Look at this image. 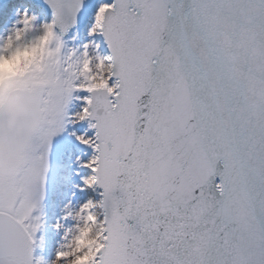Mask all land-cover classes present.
I'll return each mask as SVG.
<instances>
[{"label":"snow or ice","instance_id":"1","mask_svg":"<svg viewBox=\"0 0 264 264\" xmlns=\"http://www.w3.org/2000/svg\"><path fill=\"white\" fill-rule=\"evenodd\" d=\"M42 3L49 18L15 8L0 31L4 57L49 37L0 86V264H264V0H99L80 45L65 37L88 0ZM65 133L90 149L72 196L93 195L63 205L46 260ZM86 228L94 243L73 252Z\"/></svg>","mask_w":264,"mask_h":264},{"label":"rangeland","instance_id":"2","mask_svg":"<svg viewBox=\"0 0 264 264\" xmlns=\"http://www.w3.org/2000/svg\"><path fill=\"white\" fill-rule=\"evenodd\" d=\"M0 6V31L8 27L12 19H14L12 11L15 8H20L22 10L23 7L27 6L30 12L40 14V19H47L50 17L41 13V9H44L42 6L38 5L35 9L34 3L31 0H8L7 2L0 0ZM89 25L90 24L87 23V26H76L65 38L69 39L73 32H75L76 40L74 43L76 45L84 43L89 39L87 36V27ZM97 39L98 41L100 40V38ZM104 49L106 50L105 45L102 44L101 52L106 54ZM79 107L80 102L73 101L69 106V111H77ZM86 128V122H82L74 127H70L69 131L74 130L79 134ZM89 134L91 133L89 132ZM89 155L90 149L79 144L75 141L74 137L67 133L56 138L55 147L52 153L53 169L49 177L46 195L43 201L44 224L41 230L37 233L38 237L43 238V245L35 250V255H39L46 260H50L53 257L54 250L59 243L56 238L58 234L60 235V233L52 227L61 215V210L58 209L57 204L62 201H65L64 203H66L69 199H71L73 203H76V201H83L85 198L93 195L90 191H86L83 193L76 192L75 196H72V185L79 183V177L73 175V171L76 170V157L79 156L81 161H83L87 160ZM80 172L81 175L87 174L86 169H81Z\"/></svg>","mask_w":264,"mask_h":264},{"label":"clouds","instance_id":"3","mask_svg":"<svg viewBox=\"0 0 264 264\" xmlns=\"http://www.w3.org/2000/svg\"><path fill=\"white\" fill-rule=\"evenodd\" d=\"M48 38L49 37L46 35L37 44L18 48L7 57L0 56V86L7 88L8 81L11 76L23 74L29 69V66L38 65L42 50L44 49ZM93 86L100 87L101 83L96 82ZM5 108L6 111L13 113L14 119L12 122L16 123L15 117L22 115L19 107L5 100ZM93 243L94 238L89 237V229L86 228L81 231L79 238L73 242L72 251H80L82 248L88 247ZM89 259V253H84L81 256H77L72 264H86Z\"/></svg>","mask_w":264,"mask_h":264},{"label":"water","instance_id":"4","mask_svg":"<svg viewBox=\"0 0 264 264\" xmlns=\"http://www.w3.org/2000/svg\"><path fill=\"white\" fill-rule=\"evenodd\" d=\"M36 1H37L38 5H41L45 9V11H47L46 6L43 5V3H42V0H36ZM97 1L99 2V0H88L86 8L78 17L77 26H84L85 24H87V22L89 21V17L92 14ZM47 13L50 14V12H47ZM105 48H106V46H105ZM106 51H107V49H106Z\"/></svg>","mask_w":264,"mask_h":264},{"label":"bare ground","instance_id":"5","mask_svg":"<svg viewBox=\"0 0 264 264\" xmlns=\"http://www.w3.org/2000/svg\"><path fill=\"white\" fill-rule=\"evenodd\" d=\"M4 1L7 2L8 0H4ZM31 1H33V3H34V8L36 9L37 6H38V5H37V1H36V0H31ZM98 3H99V2L97 1L96 4H95V6H96ZM30 4L32 5L31 2H30ZM35 5H36V6H35ZM39 6H41V5H39ZM0 7H1V6H0ZM47 15L50 16V14H48V13H47ZM91 16H92V14H91L90 17H89V21L87 22L88 24L91 23ZM85 25L87 26V24H85ZM104 50H105V49H104ZM105 51H106V50H105ZM106 52H107V51H106ZM64 202H65V201H62V202H60V203L57 204L58 209H60V210L62 209L63 205L65 204ZM60 235H61V234H60ZM60 235L58 234V236H57V238H56V239H58V240H57L58 242L60 241ZM56 244H57V243H56Z\"/></svg>","mask_w":264,"mask_h":264}]
</instances>
